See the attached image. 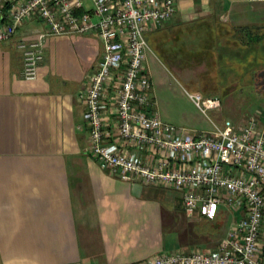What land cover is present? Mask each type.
I'll use <instances>...</instances> for the list:
<instances>
[{
    "label": "crops",
    "instance_id": "0c3cea01",
    "mask_svg": "<svg viewBox=\"0 0 264 264\" xmlns=\"http://www.w3.org/2000/svg\"><path fill=\"white\" fill-rule=\"evenodd\" d=\"M177 1L175 16L148 33L153 83L154 51L172 65L201 54L207 67L200 80L210 90L203 85L196 92L213 96L230 74L253 79L264 94V67L256 68L253 58L264 40V1ZM43 27L27 22L0 43V264H137L171 250V239L194 221L219 223L225 214L230 224L237 214L227 209L215 220L191 217L181 191L122 180L99 166L88 152L83 103L101 55L93 47L97 36L48 37L38 75L27 80L17 43ZM248 82L234 80L227 90ZM257 109L264 120V109ZM249 115L235 123L225 119L222 126L240 128Z\"/></svg>",
    "mask_w": 264,
    "mask_h": 264
},
{
    "label": "built area",
    "instance_id": "2783aa9c",
    "mask_svg": "<svg viewBox=\"0 0 264 264\" xmlns=\"http://www.w3.org/2000/svg\"><path fill=\"white\" fill-rule=\"evenodd\" d=\"M177 9V0H0V43L27 22L44 25L35 38L17 43L22 75L33 80L48 37L97 36L101 55L83 95L89 154L119 179L181 191L191 217L215 220L222 208L237 214L215 250H175L137 264H264L260 114H250L240 128L213 123L212 132L192 134L157 109L147 34ZM188 95L205 114L222 107L219 96Z\"/></svg>",
    "mask_w": 264,
    "mask_h": 264
},
{
    "label": "rangeland",
    "instance_id": "374dc122",
    "mask_svg": "<svg viewBox=\"0 0 264 264\" xmlns=\"http://www.w3.org/2000/svg\"><path fill=\"white\" fill-rule=\"evenodd\" d=\"M147 38L149 35L147 34ZM149 40V39H148ZM202 41V37L200 36ZM199 42L194 43L195 50L199 47ZM150 44V43H149ZM255 47L253 58L256 59V68L264 67V40L258 41ZM96 50L101 51L102 44L96 37V42L93 43ZM153 55L154 61L151 63V73L155 81L154 94L157 101V109L161 117L178 126L185 128L192 134H199L213 130L214 124L223 125L226 120L231 122H238L239 115L246 119L247 114H258L261 109H264V94L257 92L255 83L247 78H233L228 72V77L223 78L222 87H219L216 93L222 100V109L209 110L207 114L203 113L191 100L189 93H195L201 90H210L209 83L202 85L201 74L206 70V63L201 61V54H194L192 56V63L184 62L182 59L175 61V64H170L163 55ZM196 53V51L194 52ZM243 79V80H242ZM248 82L251 84L238 85L231 90H227L232 81ZM242 80V81H241ZM225 90L227 92H225ZM242 117V118H243ZM244 119V120H245ZM246 122V121H245ZM242 121L241 124L245 123ZM220 226H216L218 224ZM219 223L216 221L201 220L192 222L184 232L183 242L180 231H178L176 238H172L170 244L172 249L167 252L175 250H204V247L212 246L216 240H220L225 235L229 225L226 221L225 214H222Z\"/></svg>",
    "mask_w": 264,
    "mask_h": 264
},
{
    "label": "water",
    "instance_id": "95a60500",
    "mask_svg": "<svg viewBox=\"0 0 264 264\" xmlns=\"http://www.w3.org/2000/svg\"><path fill=\"white\" fill-rule=\"evenodd\" d=\"M69 264H80V263H69Z\"/></svg>",
    "mask_w": 264,
    "mask_h": 264
},
{
    "label": "trees",
    "instance_id": "16d2710c",
    "mask_svg": "<svg viewBox=\"0 0 264 264\" xmlns=\"http://www.w3.org/2000/svg\"><path fill=\"white\" fill-rule=\"evenodd\" d=\"M262 73H264V71Z\"/></svg>",
    "mask_w": 264,
    "mask_h": 264
}]
</instances>
